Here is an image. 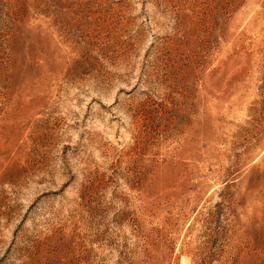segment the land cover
I'll return each mask as SVG.
<instances>
[{
  "label": "rangeland",
  "instance_id": "rangeland-1",
  "mask_svg": "<svg viewBox=\"0 0 264 264\" xmlns=\"http://www.w3.org/2000/svg\"><path fill=\"white\" fill-rule=\"evenodd\" d=\"M0 264H264V0H0Z\"/></svg>",
  "mask_w": 264,
  "mask_h": 264
}]
</instances>
